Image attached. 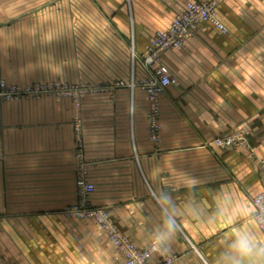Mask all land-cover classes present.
<instances>
[{
  "label": "crops",
  "instance_id": "obj_1",
  "mask_svg": "<svg viewBox=\"0 0 264 264\" xmlns=\"http://www.w3.org/2000/svg\"><path fill=\"white\" fill-rule=\"evenodd\" d=\"M198 1L129 0L128 7L114 0L108 10L116 55L104 81L144 77L141 56L151 36L169 28L178 13ZM7 3L0 0V5ZM218 16L226 33L208 22L183 47L162 57L176 83L161 98L158 140L151 135L154 119L141 89L131 93L119 88L114 99L108 93L92 101L88 97L80 109L72 98L0 100L2 257L10 228H30L32 219L35 230L49 232L44 239L34 232V243L50 244V264L123 262L103 235H88L89 242L65 227L58 236V213L76 202V115L82 117L87 159L95 163V205L106 208L141 249L153 245L163 217L174 214L177 232L168 252L176 257L173 264H216L225 239L238 226L228 214L238 208L254 213L251 198L264 191V0H223ZM15 18L0 7L4 80L10 66L4 41L11 28L1 24ZM127 37H134L133 42ZM226 135L237 143L219 151L212 141ZM165 196L176 205L174 212ZM244 223L264 238L257 222ZM59 244L64 251H58Z\"/></svg>",
  "mask_w": 264,
  "mask_h": 264
},
{
  "label": "rangeland",
  "instance_id": "obj_2",
  "mask_svg": "<svg viewBox=\"0 0 264 264\" xmlns=\"http://www.w3.org/2000/svg\"><path fill=\"white\" fill-rule=\"evenodd\" d=\"M123 2L129 7V0H123ZM113 3L114 0H9V3L0 5L19 17L1 24L10 27L11 32L4 41L6 46L4 55L9 59L10 65L9 79H6L7 81L0 79V81L23 90L18 97L9 100L4 99L3 90L0 87V100L11 103L24 99L38 100L44 97H52L58 101L72 98L75 108L80 109L83 101L88 97H91L92 101L95 96L108 93L114 99L119 88L126 87L131 93L141 89L139 85L131 87L133 79L128 82L123 81L124 84L121 86L117 85L121 81H104L107 78L106 75L114 69L113 60L116 55L112 48L117 42L114 40L115 37L109 35L114 28V22L109 17L112 11L108 8L112 7ZM133 38L127 37L129 43L133 42ZM132 60L135 61V57ZM152 117L154 120L157 119L156 116ZM158 125L157 132L153 131L152 124L150 127L151 135L157 140L161 133V126L159 123ZM73 126L76 202L58 213V236L65 234V227L69 229L73 227L74 236H84L82 238L85 240L89 237L88 235H103L111 247L122 256L123 262L119 264H124L125 253L112 231L115 230L129 243L132 242L120 230L106 208L95 205L93 200L97 187L91 178L95 163L87 159V143L81 116L75 115ZM229 136L231 135L218 137L212 141V144L216 145L219 151L230 148L237 141L231 144L217 142L218 139ZM81 150L84 159L78 157ZM81 179L95 187L94 192L86 197V200L80 191ZM120 184L119 181L118 186H121ZM76 207L80 211H71ZM32 222L31 219L30 228L20 230L10 228L9 244L4 245L6 253L4 257L0 255V264H50V244L34 243V232L42 235V239L46 234L49 235V232L39 233L38 229L35 230L32 227ZM132 244L137 247L134 243ZM151 247L153 245L148 248ZM58 251H64V245L59 244ZM167 254L174 259V263L176 257ZM155 257L161 259L155 254L152 261ZM159 262H153V264Z\"/></svg>",
  "mask_w": 264,
  "mask_h": 264
},
{
  "label": "built area",
  "instance_id": "obj_3",
  "mask_svg": "<svg viewBox=\"0 0 264 264\" xmlns=\"http://www.w3.org/2000/svg\"><path fill=\"white\" fill-rule=\"evenodd\" d=\"M221 0H200L198 2H191L186 9L178 13L166 30L158 31L151 36L149 43L141 56V60L147 69V74L140 80L133 79L131 87L134 88L139 85L141 89L147 94L150 102L151 112L153 116L159 114L161 108V98L166 94L175 80L169 73V70L161 63L163 55L170 50L183 47L186 41L197 34L202 27L210 22L218 27L221 31L227 32L225 25L219 20L217 10ZM121 81L117 83L118 86L123 85ZM0 87L3 90L4 99H14L20 95L23 90L16 86H9L5 81H0ZM26 91V90H24ZM154 132H157L159 125L156 120L152 123ZM235 137L229 136L218 139L220 144L236 143ZM82 149V144H80ZM78 157L84 159L83 151L79 152ZM94 185L81 179L80 191L83 198L90 196L94 192ZM263 192L258 193L253 197L255 206V214L260 218L257 222L260 229L264 233V195ZM86 200V199H85ZM71 211H80L78 207ZM117 241L121 244L122 250L126 256L124 264H153L152 257L157 254L153 251V247L148 249H138L132 243H129L120 233L115 230L112 231ZM161 257V261L157 264H173L174 259L168 254H157Z\"/></svg>",
  "mask_w": 264,
  "mask_h": 264
},
{
  "label": "clouds",
  "instance_id": "obj_4",
  "mask_svg": "<svg viewBox=\"0 0 264 264\" xmlns=\"http://www.w3.org/2000/svg\"><path fill=\"white\" fill-rule=\"evenodd\" d=\"M163 199L174 212L176 205L173 201L168 196ZM228 218L238 226L225 239L216 264H264V238H260L244 223L245 220L259 222L260 218L245 208L236 209L228 214ZM177 224V217L174 214H166L163 217L152 241L155 253L163 255L170 251L177 232Z\"/></svg>",
  "mask_w": 264,
  "mask_h": 264
}]
</instances>
